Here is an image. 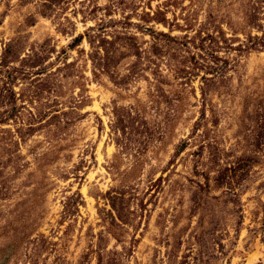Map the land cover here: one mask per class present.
I'll return each instance as SVG.
<instances>
[{"label": "rangeland", "instance_id": "obj_1", "mask_svg": "<svg viewBox=\"0 0 264 264\" xmlns=\"http://www.w3.org/2000/svg\"><path fill=\"white\" fill-rule=\"evenodd\" d=\"M0 264H264V0H0Z\"/></svg>", "mask_w": 264, "mask_h": 264}]
</instances>
